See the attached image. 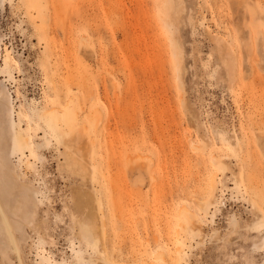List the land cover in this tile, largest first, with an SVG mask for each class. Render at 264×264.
Wrapping results in <instances>:
<instances>
[{
	"label": "rangeland",
	"instance_id": "rangeland-1",
	"mask_svg": "<svg viewBox=\"0 0 264 264\" xmlns=\"http://www.w3.org/2000/svg\"><path fill=\"white\" fill-rule=\"evenodd\" d=\"M1 88L34 190L11 264H264V0H0Z\"/></svg>",
	"mask_w": 264,
	"mask_h": 264
},
{
	"label": "bare ground",
	"instance_id": "bare-ground-1",
	"mask_svg": "<svg viewBox=\"0 0 264 264\" xmlns=\"http://www.w3.org/2000/svg\"><path fill=\"white\" fill-rule=\"evenodd\" d=\"M177 70H179L178 66H177ZM56 121L58 122L59 120L56 118L55 122ZM4 136H7L8 137L7 139L13 140V144H15L14 143L15 139H17L22 146H25L28 143V138L26 137V135L20 130H15V123L13 121V110H12V105L10 101V96L4 88H1L0 89V235L5 236L7 244L4 247L2 243L0 242V258H1V261L11 264V260H10L11 252L10 251L11 249H14V251L16 249V239L14 236V232L21 231L25 224H29L34 219L33 213L28 208L29 203L32 206H34V200H33L34 190L30 186L25 185L21 181V177H24V174H22L21 172L18 173L17 165L11 160V151L15 149V145H13L12 148L8 147L7 142L6 141L4 142ZM65 152H66V160L69 161L71 165L77 164L74 154H72V152H70L68 149H66ZM210 157L213 162L216 161L217 156L213 154L212 156L210 155ZM81 178H84V176H82ZM210 181H211V184H213L214 178L211 177ZM85 196L87 197L88 194H86ZM73 199H74V196H73ZM79 206L81 208L84 218L87 219V221L79 220V222H77L79 223V236H80L81 242L85 243L89 247H93L97 241L96 239V233L98 231L97 221H99V224L103 223L102 219L99 216V211L101 209L99 199L95 198V200L94 199L87 200V199L82 198L80 200ZM71 209H70V212H71ZM181 211L188 212L185 207H183ZM74 213L72 212L73 216L76 215V213L75 215ZM190 214H191L190 215L191 218L189 222L192 226H195L193 221L198 219V215L194 213H190ZM236 222L237 221L235 220V218L232 217V223L235 224ZM179 227H181L182 229L181 225ZM179 235H181V233H179ZM175 254H176V251L173 254V256ZM180 255L181 253L178 252L176 254V257L172 258L174 259L172 260L173 261L172 263L179 264ZM75 258L78 264L82 262L83 256L79 250L75 251ZM88 263L98 264L97 261H95L94 259Z\"/></svg>",
	"mask_w": 264,
	"mask_h": 264
}]
</instances>
